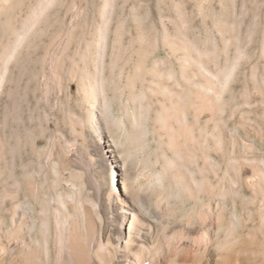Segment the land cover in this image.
Here are the masks:
<instances>
[{"label": "bare ground", "instance_id": "1", "mask_svg": "<svg viewBox=\"0 0 264 264\" xmlns=\"http://www.w3.org/2000/svg\"><path fill=\"white\" fill-rule=\"evenodd\" d=\"M110 1H105L107 6H110ZM53 2L35 0L25 22L20 25L13 22L8 30L4 28L0 32V94L16 76L13 69L23 75L33 58L40 59L42 78H51L59 93L71 92L73 80H78L84 123L94 134L97 150L101 153L100 162H96L99 176L90 177L91 196L85 201L93 209L79 210L82 204L73 196L65 201L61 193L54 195V184L52 187L48 178L53 157L50 149L45 152L44 174L40 173L42 169L39 172L34 169L25 171L24 199L20 202L16 201L20 200L21 192L17 168H9L5 191L13 205L10 209L18 219L16 226H6V229L0 226V264H264V252L251 248L254 244L263 243L261 225L246 215L248 210H237V204L243 209L252 204L245 190H250L254 196L264 195V160L257 158L264 154L256 143L260 136L245 125L228 130V134L222 132L219 136L208 127L198 130L197 124L202 116L203 119L207 117L208 125L223 111L216 86L230 74L227 69L213 71L210 68L208 64L215 61L217 55L209 49L208 42L200 43L189 38L188 31L181 32L176 19L175 22L172 20L174 31L163 27L161 36H156V41L162 40L164 48L168 47L163 58L156 57L159 46L153 51L149 49L151 43L147 40L151 36L150 31L145 30L146 24L141 25L142 33L136 39L137 49L135 41L130 49L119 47L117 36L110 53L109 18L104 11L97 29V40L87 42L84 49L69 52L73 38L70 28L65 25L63 29L58 28L59 32L52 31L55 20L51 18L49 9ZM38 22L43 27L32 38L30 30ZM59 24L56 26L60 27ZM63 35L61 41L64 46L55 51L52 45ZM42 37H47L48 41L39 52L37 41ZM95 44L97 50L93 47ZM24 45L28 46L26 52L22 49ZM22 50L24 55H21ZM126 60L134 64V71L128 74ZM108 68L109 76L106 75ZM124 79L126 83L122 82ZM125 95L127 100L118 105V111L122 113L119 122L113 116V105L117 96L123 99ZM66 106L63 105L61 110L65 112ZM121 127L126 129L123 140L116 136ZM151 134L158 137V149L148 153L141 162V174L147 177L148 183L135 187L138 177L133 175L130 163H134V159L131 160L127 147L140 144ZM223 138L230 144L228 160L225 157L227 173L224 176L227 174L229 181L227 199L230 198L232 203L227 201V210H215V205L208 199V202L204 201V210H158L150 207L152 196L171 198L170 193H175L177 187H182L188 196L197 198L199 193L205 192L208 198L213 199L214 190L221 189L222 182L217 185L212 182L214 166L219 163L212 156L210 141L220 143ZM246 138H250L251 143L244 142ZM199 153L204 162L201 179L193 169ZM159 164L161 170L151 169ZM144 169L148 172L145 173ZM166 179L169 180L168 187H165ZM39 205L41 209L37 210ZM259 216L264 220V212ZM244 228L248 230L240 233ZM84 236L88 240L85 246Z\"/></svg>", "mask_w": 264, "mask_h": 264}, {"label": "rangeland", "instance_id": "2", "mask_svg": "<svg viewBox=\"0 0 264 264\" xmlns=\"http://www.w3.org/2000/svg\"><path fill=\"white\" fill-rule=\"evenodd\" d=\"M105 1L54 0L49 9L51 18L55 20L52 31L55 33L58 28H65V25L66 28H70L73 38L69 45V52H73L78 48L84 49L87 42L97 40L95 39L97 37V29L101 24V18L105 11L106 17L109 18L108 51L110 53L113 50L117 36L120 39L119 47L130 49L133 41L136 42V39L142 33L141 25L146 24L147 29L145 28V30L150 31L151 36L150 40H147V43H151L149 49L153 51L159 46L161 49L158 48L156 50V57L163 58L168 47L165 46L164 48L161 43L162 40L156 41V36H161L160 33L163 27L169 31L175 29L173 25L175 20L178 19L177 25L181 28V32L185 33L188 31L186 34H189V38L198 40L200 43L208 42L209 49L214 50H212L214 55H217L215 61H210V63L204 59L205 62L210 63L208 64L210 68L213 71L218 69L230 71L227 79L224 82L221 79L216 86L217 90H219L217 96L219 95L221 99L223 111L208 125L206 124L207 117L203 119L202 116L197 124L198 130L208 127L210 131L213 130L215 135L219 136L222 132L228 134L230 130H234L237 127L241 128L242 125H245L249 131L251 130L255 134L258 133L259 135L257 136L262 137H259L260 139L258 138L256 143L257 147L264 151V0H111L110 6H107ZM34 4L35 0H0V32L4 28L8 30L9 24L13 22L16 25H20L23 21L25 22L26 18L28 19L30 16L28 14L30 7ZM137 17L138 19H136ZM58 24L60 27L56 26ZM33 27L30 30L32 38L41 31L40 28L43 25L38 22ZM42 38L44 39L42 40ZM42 38L37 41L39 52L44 48L42 45L48 41L47 37ZM154 38L155 40H153ZM62 39H64V35L53 43L52 47L54 48L52 49L59 51L64 46ZM136 45H139L138 42L135 44L136 48L134 45L132 46L137 49ZM23 47L22 49L26 52L28 46L24 45ZM93 47L97 50L96 44ZM23 50L21 55L25 53ZM161 55L163 56L161 57ZM34 59L35 61H33ZM36 59L38 58L31 60L29 68L23 75H19L18 70L13 69L16 76L12 82L8 83L4 92L0 94V226L5 229L13 224L16 226L17 223L15 221L18 219L17 214H14V210L10 209L13 205L11 206V201L5 191L8 188L5 182L8 181L7 170L9 168L13 166L17 168V182L19 183L18 187L21 188V196L19 195L20 200L17 199L16 201L20 202L24 199L25 171L34 169L39 172L42 169L40 173L44 174L46 165L45 152L50 149L53 153L51 159L53 164L51 163L50 165L48 178L50 183H52V187L54 184V195L61 193L65 201L68 197L73 196L76 198L75 200H79L82 204L79 210L93 209L85 201L91 196L89 184L95 175L99 176L100 171L96 162H100L101 153L97 150L98 142L94 134L84 123L83 101L80 92L77 90L78 80H73L74 84L71 92L59 93L51 78L48 80L42 78L39 72L42 69L41 62L40 59ZM108 60L110 63L112 62L110 58ZM108 60L107 63L110 64ZM126 62H128L125 65L126 73L128 74L129 71L133 72V62L131 60H126ZM15 63L14 61L12 68H14ZM121 63L123 64L124 62ZM31 70L33 71L31 72ZM38 73L40 74L38 75ZM25 74L28 75V77L26 76L27 78ZM109 74L110 68L107 69L106 75L109 76ZM122 82L126 83V80L124 79ZM137 89H140V86H137ZM7 91L9 94L6 93ZM126 100L127 95L123 96V99L119 96L115 98L113 116L119 122L122 118V113L118 111V105ZM62 104L68 108L66 109L69 111H67L68 113L66 110L65 112L61 110ZM131 107L132 105L129 106V108ZM129 117L131 118V115ZM252 127L253 129H251ZM124 129V127H121L122 131L116 132L118 133L116 136L121 140L125 139L126 129ZM113 131L116 130L114 129ZM157 139V136L151 134L148 139L141 140L140 144L127 147L130 156H132L131 160L134 159V163H130L133 175L138 177L135 187L148 183L147 177L141 174L143 171L141 162L148 153H154L158 149ZM213 141H210L213 148L212 156L216 158L218 161L216 162L219 164L214 166L215 174L212 176V182L214 185L222 182L221 189L214 190L217 192L213 194L215 199L213 197V199L208 198L205 192L199 193V196L194 198L190 195L188 196L187 192L181 189L182 187H177V194L176 192H169L172 195L171 198H165L166 195L160 199H157L156 195L152 196L150 198L151 208L154 209L156 207L158 210H204V203L211 200L213 206L215 205V210H227V201L232 203L230 198L229 200L227 199L229 181L227 174L224 176L227 173V160L230 153V148L228 147L230 144L226 138H223L220 143ZM245 141L251 143L250 138L244 139ZM201 144L204 145V143ZM198 149H200L199 145ZM152 157L153 160L156 159L155 155ZM225 157L227 160H225ZM236 157L239 158V155H236ZM257 158L264 160V154L258 155ZM195 161L193 169L196 171V176L201 179L200 175L202 174L204 163L201 153L198 154ZM160 168L161 165L159 164L151 169L156 171L161 170ZM147 170L144 169L145 173L148 172ZM164 183L165 187H168L169 180H164ZM167 191H170V189L168 188ZM245 193L252 204L247 205L244 209L237 204V210H248L246 215L252 216L255 218V223L261 225L263 243L261 245L254 244L251 248L254 251L264 252V220L259 216L260 212L262 214L264 212V195L254 196L250 190H245ZM15 203L17 204V202ZM40 207L41 205L37 206V210H40ZM68 209L72 210L69 205ZM83 223L86 232V220ZM226 225L227 223H225ZM247 230L248 228L240 229V233H244ZM85 237L83 238L85 243L82 241L84 246L88 244V240Z\"/></svg>", "mask_w": 264, "mask_h": 264}]
</instances>
